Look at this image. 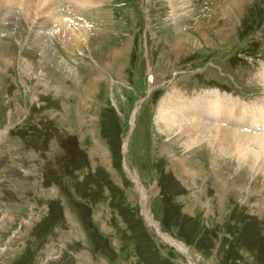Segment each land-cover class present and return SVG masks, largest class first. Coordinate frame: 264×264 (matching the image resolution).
Listing matches in <instances>:
<instances>
[{
	"label": "rangeland",
	"instance_id": "374dc122",
	"mask_svg": "<svg viewBox=\"0 0 264 264\" xmlns=\"http://www.w3.org/2000/svg\"><path fill=\"white\" fill-rule=\"evenodd\" d=\"M53 1L0 0V264H264V128L225 154L156 123L176 92L264 103V0Z\"/></svg>",
	"mask_w": 264,
	"mask_h": 264
},
{
	"label": "bare ground",
	"instance_id": "6f19581e",
	"mask_svg": "<svg viewBox=\"0 0 264 264\" xmlns=\"http://www.w3.org/2000/svg\"><path fill=\"white\" fill-rule=\"evenodd\" d=\"M2 1L7 4H15L16 2H20L22 3V5L25 6V11H27L28 8H35L42 10L41 2L43 0H2ZM55 1L56 0H54L51 3L49 8L52 9ZM103 1L104 0H64V2L76 6H80V5L85 6L88 4H95L98 2L102 3ZM243 1L244 0H232L229 3V5L231 8H234L233 11H235V9L236 10L239 9L242 4L244 5ZM55 4L57 3L55 2ZM55 7L56 6H54L53 9H55ZM71 23L72 22H70L67 19L66 20L61 19L60 22L57 21V26L59 31L62 32L63 34L70 33L67 35V38L70 40L72 39L71 32L82 33V35L84 33L80 25L77 24L75 28H72V26H74L75 24L73 23L72 25ZM157 77L158 79L160 78L159 75ZM215 92L209 93L207 95L203 93V95L200 94L194 96V98L192 99H189L188 97L184 96L179 92H176L177 94L174 95L173 97H168L160 106L159 111L161 113L162 119L160 117L156 119L158 129L163 134H169V135L177 131V129H180L178 136L183 139L185 138L184 145L189 150H194V146L201 144L204 141H207L206 137L208 135L216 136L218 134L217 137L221 138L218 139L216 142L218 152L225 154H236L237 152L241 153L242 144L245 141H247L249 137H252L251 135L248 134L257 131V128L260 127L264 128V103L261 105H258L257 103L253 105H245L243 103L239 104L237 101L233 100L232 98H227V96H223ZM169 114H172V118H177V119L167 120L166 119L167 117L165 116H168ZM252 114L257 119L253 118ZM195 115H200V117H202L203 119L209 117L213 119V121L218 120L223 124H227L229 127H239L238 125L242 123L241 125L244 126L247 129V131L248 130L250 131L244 134L242 132L229 130L228 128H224V126L215 127L214 129V125L210 127V124H206L205 122L199 119L189 120V117L196 118L197 116ZM231 115H233V118ZM181 118L188 119L185 123L182 124V126L181 124L180 125L178 124V122L182 120ZM228 132L232 134L229 135ZM228 140L230 141V143L228 142ZM183 167L184 168L182 170H179L181 168L178 169L179 171H181V174H183L186 177L190 176L191 175L190 168H188V166L185 164L183 165ZM150 221L151 220H149V222ZM167 237L166 239L173 246L177 247L178 250L184 253L187 252L186 248L181 243L175 242L171 240V238L169 237L167 238Z\"/></svg>",
	"mask_w": 264,
	"mask_h": 264
},
{
	"label": "water",
	"instance_id": "95a60500",
	"mask_svg": "<svg viewBox=\"0 0 264 264\" xmlns=\"http://www.w3.org/2000/svg\"><path fill=\"white\" fill-rule=\"evenodd\" d=\"M153 225V224H152ZM158 229V228H157ZM159 231V230H158Z\"/></svg>",
	"mask_w": 264,
	"mask_h": 264
}]
</instances>
